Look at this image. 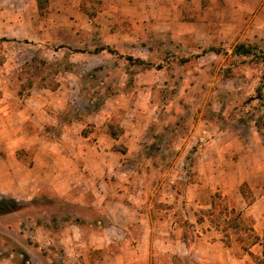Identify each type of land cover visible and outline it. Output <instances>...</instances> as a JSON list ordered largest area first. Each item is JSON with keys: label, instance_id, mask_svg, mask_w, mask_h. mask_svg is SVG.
I'll return each instance as SVG.
<instances>
[{"label": "rangeland", "instance_id": "1", "mask_svg": "<svg viewBox=\"0 0 264 264\" xmlns=\"http://www.w3.org/2000/svg\"><path fill=\"white\" fill-rule=\"evenodd\" d=\"M157 3L0 0V109L52 90L53 105L64 100L65 120L82 122V135H111L103 147L118 159L106 179L128 203L141 202L152 234L165 238L153 242L151 264H217L202 260L209 252L226 264H264V1L246 2L251 11L208 2L198 13L209 25L181 35L176 21H193L192 5ZM238 153L255 158L228 161ZM221 170L240 172L235 189ZM4 198L19 208L0 213V257L65 264L72 242L95 264L110 249L94 246L85 224L101 217L105 227L100 209ZM79 223L84 240L65 237ZM205 229L212 236L202 241Z\"/></svg>", "mask_w": 264, "mask_h": 264}, {"label": "crops", "instance_id": "2", "mask_svg": "<svg viewBox=\"0 0 264 264\" xmlns=\"http://www.w3.org/2000/svg\"><path fill=\"white\" fill-rule=\"evenodd\" d=\"M141 1L158 2L162 8L168 9L165 3L174 0ZM175 1L176 7L183 2ZM211 1L215 0H186L194 10L192 12L191 8L187 7L193 21L183 20L181 16V21H176V26L178 25L176 30L174 29L176 35L191 31V28L193 31L195 27H190L191 25L208 26L210 19L207 21L206 18L200 17L198 11L204 10ZM220 1L223 4L222 10L234 6L240 10L248 8L251 11L252 7L246 2L253 0ZM178 8L182 9V6ZM197 18L202 20L198 21ZM42 90L44 95L39 91L23 99V104L18 101L19 103L12 108L5 111L0 109V195L10 194L21 200L44 197L40 203H31L32 206L44 208L52 205L62 209L70 206L100 209L103 217L109 220L105 227L100 225L101 217L85 222L92 230L91 243L94 246L98 243L99 248L110 247L102 253L95 264H151L153 242L159 240L163 242L165 238L152 234L149 217L140 211L141 202H137L131 194L134 200L128 203L123 198L125 196L123 192L114 190L106 179V173H111L110 163H114L118 155L104 147L107 143L111 146L115 140L107 133L97 139H91V135H82L80 133L82 122L77 121L78 119L65 120L63 114L65 108L62 105L64 100H60L57 107L53 105L57 92ZM250 141L255 145L252 139ZM241 148L246 149L244 145ZM253 158L255 157H251L249 153H238L236 158L228 161L238 164L249 160L251 162ZM220 172L224 173L219 175L221 179L225 176L230 178L235 189L237 185L235 179L240 176V172L235 170ZM261 199H264V192L258 196V200ZM258 200L256 199L250 206L259 204ZM38 208L40 207H36ZM68 226L66 232H63L66 233L65 237H69L72 232L71 236L75 237L78 234L80 239L84 240L85 227L82 223ZM211 236L210 231L205 229L198 239L205 241ZM123 242L124 247L120 249L118 245ZM217 242V238L209 239V247L216 248ZM71 245L72 242L66 248L65 264H89L84 251ZM204 256L208 261L226 264L225 256L222 254L205 253L202 260ZM239 261L235 259L230 264H239ZM0 264L17 263L1 256Z\"/></svg>", "mask_w": 264, "mask_h": 264}, {"label": "trees", "instance_id": "3", "mask_svg": "<svg viewBox=\"0 0 264 264\" xmlns=\"http://www.w3.org/2000/svg\"><path fill=\"white\" fill-rule=\"evenodd\" d=\"M235 49L238 53H242V54L247 53V50H244L242 45H237L235 47ZM128 59H131V58L128 56ZM138 61H140V60H138ZM18 208H19V205H18L17 201H15L14 199H11V198L6 199V198H4V195L1 196V198H0V213H6L9 211H13L15 209H18Z\"/></svg>", "mask_w": 264, "mask_h": 264}]
</instances>
